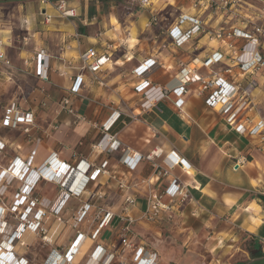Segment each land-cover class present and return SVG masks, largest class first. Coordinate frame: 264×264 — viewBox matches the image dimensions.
I'll return each instance as SVG.
<instances>
[{
	"label": "crops",
	"instance_id": "1",
	"mask_svg": "<svg viewBox=\"0 0 264 264\" xmlns=\"http://www.w3.org/2000/svg\"><path fill=\"white\" fill-rule=\"evenodd\" d=\"M191 3L67 0L75 15L64 17L54 4L39 0H0V81L7 86L0 91V118L2 121L11 104L32 115L28 132L20 124L4 127L0 133L7 163L3 170L15 161L26 162L28 172L32 170L29 198L37 200L32 209L43 213L50 240L47 251L64 253L81 233L90 241L86 249L100 244L115 255L121 248L115 246L118 232L126 226L132 233L134 224L136 247L155 251L157 264L165 260L176 264L177 256L190 255L191 250L221 255L237 235L255 237L264 249V69L241 73L227 56L201 67L200 62L212 53L226 52L225 44L208 34L175 45L168 30L181 14L197 13L207 29L245 26L237 18L204 6L197 11ZM166 6L177 11L170 21L163 14ZM250 7L245 10L253 14ZM234 42L240 46L244 40ZM89 48L107 56L95 74L79 58ZM40 50L49 57L46 79L35 73ZM148 59L155 64L143 75H135L134 70ZM185 66L192 70L190 74L205 80L221 77L244 89L247 104L238 121L245 127L243 133L228 124L227 112L206 104L211 89L201 91L200 83L188 82L182 93L173 91L180 85L179 71ZM77 77L82 81L72 92ZM143 80L166 91L148 108L141 107L146 88L136 89ZM179 98L181 106L175 104ZM258 124L259 130L250 133ZM100 141L109 143L103 148ZM125 150L142 155L132 169L121 162ZM155 150L160 153L145 158ZM172 152L187 162V169L170 165ZM50 161L70 168L89 164L88 171L107 163L105 172L78 193L83 171L81 175L71 171L67 177L66 171L58 180L37 178L38 169L47 168ZM175 178L189 187L192 199L180 202L171 195ZM152 194H161L172 208L167 215L150 220L141 212ZM127 197L134 200L133 205L127 203ZM86 207L82 220L71 228L74 217ZM106 212L112 215L109 224L98 237L90 238ZM189 238L195 239V247L188 244ZM29 241L27 250L32 244ZM85 250L74 255L76 262ZM25 258L29 260L26 253Z\"/></svg>",
	"mask_w": 264,
	"mask_h": 264
},
{
	"label": "built area",
	"instance_id": "2",
	"mask_svg": "<svg viewBox=\"0 0 264 264\" xmlns=\"http://www.w3.org/2000/svg\"><path fill=\"white\" fill-rule=\"evenodd\" d=\"M129 1L131 3L137 2L141 5H148L151 0ZM39 2L42 4H54L59 14L64 17H72L75 15V9L67 4V0H39ZM191 2V6L197 11L202 9V6H204L205 10H211V12H220V14L225 15L230 19H234L239 16L245 19L250 25H247V23H245L244 28H238L237 26L233 25H230L228 27L219 25L218 27L207 29V24L198 16L197 13H195L194 15L181 14L179 15L176 23L168 30V36L175 45L180 46L200 33L208 34L210 38L222 41L225 44L226 52L212 53L205 60L200 62L201 67L218 63L222 61L225 56H227L230 58L232 64L238 67L241 73H253L264 69V10L257 8V11L255 10L253 14L248 13L245 10L246 7H249L250 5L253 6L250 0H191ZM45 20L48 21L49 18L46 17ZM153 20L154 22L156 21L155 18ZM257 20H259L260 22H258ZM238 38L244 40V43H242L240 46H237L234 42V40ZM216 56L219 57L218 60L214 59V57ZM1 57L2 53L0 52V58ZM79 58L82 65L88 71L94 74L101 70L102 65L107 60V56L105 54H99L93 48H89L83 51L80 54ZM48 60L49 57L43 50L38 51V53L36 54L37 64L35 73L40 79L47 78V71L49 68ZM148 61H152V65L149 66ZM5 62L8 63V61L6 60ZM154 64L155 60L148 59L137 68L145 67L147 71ZM136 69L134 70L135 75H143L144 72H137ZM190 71L192 70L188 69L186 66L179 71L180 85L174 88L173 91L178 94L182 93L186 83L188 82L200 83L201 91L211 89V92L205 99L206 104L227 112L228 124L230 126H235L234 129L236 132L243 133L245 131V127L242 124L238 123V121L240 120L241 114L247 104V94L244 89L240 87L238 83L225 82L221 77H215L214 79L205 80L198 74H190ZM225 71L229 72V67ZM197 77H199V79H197ZM81 81L82 79L80 77H77L75 79L71 87L72 92H76L79 89ZM144 88H146V90L144 91L145 100L141 103L142 108L150 107L152 101L165 96L166 91L164 89H161L154 85H150V82L147 80L141 81L136 86L137 90H142ZM67 102L68 101L64 99L63 103L67 104ZM182 103L183 100L180 98L175 101V104L177 106H181ZM4 121H7V124H5ZM20 124H25L26 126L23 130L24 132H28L30 129L29 127L32 124V115L31 113L19 112L18 110H16L15 105L11 104L10 108L5 112V115L2 119V125L9 128H16ZM260 127L261 124L256 125L253 129L250 130V133H256ZM262 140H264V138H262ZM108 143L109 142H105L104 144H102V142L100 141L99 146L104 148L108 145ZM112 143L110 144V146L113 145ZM0 145H2V147H0L1 153L4 148V144L1 143ZM159 153L160 150L152 151L150 154L146 155L145 158H150L152 155H158ZM177 158V160L170 162V165L172 167L180 165L182 168L187 169V162L183 158ZM141 159L142 155L138 153L130 155L129 152L125 150L124 155L121 158V162L132 169L136 166V163ZM106 163V161L102 162L99 168L93 169L91 171H88L89 164H84L83 169L80 167L79 164L76 165V167L71 168L69 166L64 165L66 171H69L66 177L71 171L78 170L76 175H81V172H84V175L80 181V186L79 188H77V192L79 193L80 190H82L90 180L96 178L98 174H103L105 172L104 168L106 166ZM48 164L49 165L47 166V168L43 166L38 169V171L35 173L37 175V178L48 177L55 178L57 180L58 178L62 179L66 171L62 170L60 165H56L55 161H50L48 162ZM49 168L52 169V171H50ZM8 170L12 172H17L21 175V178H23L24 175L28 172V166L26 162L23 163L21 161H15L12 165L8 167ZM31 171L32 170H29V172L27 173V179L24 180V183L21 187L22 189L16 193L14 199L15 208H17V206L19 205H24V203H27L25 208L26 210L31 206L33 207L37 202L36 199L29 198V193L32 186L29 184L28 175ZM170 187V189H172L170 191L171 195L178 196L180 202L184 201L186 198L192 199L189 187L187 185L182 184L176 178L172 180ZM25 189H27V191H25ZM74 190L76 191V189ZM161 198V194H152L147 197L145 208L141 212V214L150 220L158 218L161 215H167V213L171 211L172 206L168 203L163 202ZM126 201L128 204H134V200L130 199L129 197L126 198ZM87 209L88 207L83 208L81 210L82 214L74 217L72 223L70 224L71 228H75L79 224V222L84 217ZM42 215V211L38 209L33 214V219L26 220L25 222L23 221L25 220L26 213L23 212L20 215L19 219L21 221L19 224L21 225H18L16 227L13 232L14 235H12L11 237H4L6 240L0 241V251H6L4 254L7 255L5 256V260L0 256V264H28L26 258L22 256H15L12 250V242L15 239H18L19 244L25 247V241L21 240L20 237L23 231L26 229H31L33 230V232H36L40 236H42L41 234H43V239L46 240L47 237L44 236L45 229L43 227ZM111 217L112 215L109 212H106L98 223L97 227L90 234V238L95 239L96 237H98L101 229L109 224ZM128 219L130 220L131 218L128 217ZM126 229V226L120 229L121 242L124 247H130L129 240L125 238ZM82 236L83 234H78L75 237V240L71 242L70 246L64 253H59V251L53 249L48 255V257L45 259L44 263L72 264V259L74 258V255L77 253V250L79 249V246L81 244L80 242L76 243V240H81ZM58 248H60V246L57 247V249ZM69 256H71V259H69ZM113 257V254L107 253L100 244H97L95 245L94 249L91 251L90 255L87 257L86 261L83 264H105L107 258H109V260L106 264H109ZM141 259L146 261L147 264H157L158 256L155 251H148L142 246L136 247L137 262H139V260Z\"/></svg>",
	"mask_w": 264,
	"mask_h": 264
},
{
	"label": "rangeland",
	"instance_id": "3",
	"mask_svg": "<svg viewBox=\"0 0 264 264\" xmlns=\"http://www.w3.org/2000/svg\"><path fill=\"white\" fill-rule=\"evenodd\" d=\"M173 1V0H170ZM251 4H253V7H250L249 9L253 12L258 9L264 10V2L263 0H250ZM176 1H174V4ZM164 16L167 20L170 21L175 17L177 14V11L174 10L171 6H166L165 10L163 11ZM237 22H244L247 23V25H250L245 19L241 17H236ZM255 20V19H254ZM260 22L259 20H257ZM263 26H264V20H263ZM6 83L3 81H0V91L3 92L6 89ZM5 93V92H4ZM4 127L2 125V121L0 118V133L4 130ZM9 128V127H6ZM6 159L4 151H1L0 154V225L2 226V231H0V241L6 240L4 237H11L14 235V230L20 223V215L25 212L26 217L23 222L26 220H32L33 214L35 213L34 207H30L25 210L27 203H24V205H19L17 208L14 207V199L16 196V193L21 190L22 185L24 183V180L27 179V173L24 175L23 178H21L20 174H14L11 176H8V178H5V175H3V169L6 168ZM8 169V168H7ZM3 173V174H2ZM4 176V177H3ZM16 176V177H15ZM9 178H11L9 180ZM31 181V179H30ZM29 181V184H30ZM38 210V209H37ZM36 210V211H37ZM132 233H129V231L126 229L125 238L129 240L130 247H124L121 242V236L117 244L115 246L119 245L121 248L118 251V254H115L113 259L109 264H144V260H139L137 262L136 260V225L134 224V229L131 231ZM30 233L31 235H27ZM121 233V230L118 232V234ZM180 234L183 233V231L178 232ZM45 234V232H44ZM81 234V233H80ZM78 235V234H77ZM134 237L132 238V236ZM44 236L47 237L45 234ZM148 236V234H147ZM34 237V238H33ZM84 235L82 236V238ZM21 240L25 241V245L27 246V241L32 243L29 246V249L27 250L26 246H21L19 244V240L15 239L12 242V250L15 256L17 257H24L25 253L29 256V260L27 258L28 264H45V259L48 257L51 251H47V246H49V237L45 240L42 236H38L36 232H33L31 229H26L23 231L21 235ZM34 239V240H33ZM148 240V239H146ZM189 242V243H188ZM188 244L194 245L196 244L195 239L189 238ZM217 242V241H216ZM90 243L89 240H86V242L82 243V252L86 249L87 245ZM197 244H200L197 242ZM224 244V242H223ZM228 244H232L230 247H226L224 251L225 253L221 255L216 254H209L207 251L204 254H198L194 252V250L190 251V255H183V256H177L178 262L176 264H240L244 263L251 259V256L249 252L246 250V248L251 249V240L246 235H237V240L231 241L229 240ZM2 245V244H1ZM262 245V244H261ZM95 243H93V246L87 248L85 252L83 253L82 259L79 262H76L75 257L72 259V264H83V261L87 259V257L90 255L91 251L94 249ZM224 248V247H223ZM262 249V248H261ZM24 250L27 252H24ZM63 250V249H62ZM263 253H264V249ZM2 251V250H1ZM6 252V251H5ZM4 252V253H5ZM47 252V255L45 256ZM62 252V251H61ZM0 254V256L5 260L6 254ZM77 259V258H76ZM109 258L106 259L105 264ZM159 264H166V260L164 262H161Z\"/></svg>",
	"mask_w": 264,
	"mask_h": 264
},
{
	"label": "trees",
	"instance_id": "4",
	"mask_svg": "<svg viewBox=\"0 0 264 264\" xmlns=\"http://www.w3.org/2000/svg\"><path fill=\"white\" fill-rule=\"evenodd\" d=\"M250 240H251V249L246 248V250L249 252L251 258L257 257V256H264V253L261 249V244L257 241V239L252 236ZM240 264H243V263H240Z\"/></svg>",
	"mask_w": 264,
	"mask_h": 264
},
{
	"label": "snow or ice",
	"instance_id": "5",
	"mask_svg": "<svg viewBox=\"0 0 264 264\" xmlns=\"http://www.w3.org/2000/svg\"><path fill=\"white\" fill-rule=\"evenodd\" d=\"M214 59L218 60L219 57L216 56V57H214ZM152 63H153L152 61H148V65H149V66L152 65ZM136 70H137V72H141V73H143V72L146 71V68H145V67H139V68H137ZM197 79H199V77H197ZM4 123L7 124V121H4ZM0 147H2V145H0ZM177 159H178V158H177V156H176L175 153H172V154L170 155V157H169V161H170V162H173V161H175V160H177ZM182 163H183V162H182ZM185 166H186V165H185ZM60 167H61L62 170H65V171H66L64 165H60ZM80 167L83 169V168H84V165L81 164ZM171 190H172V189H170V191H171ZM25 191H27V189H25ZM73 239L75 240V238H73ZM76 243H79V240H76ZM69 259H71V256H69Z\"/></svg>",
	"mask_w": 264,
	"mask_h": 264
},
{
	"label": "bare ground",
	"instance_id": "6",
	"mask_svg": "<svg viewBox=\"0 0 264 264\" xmlns=\"http://www.w3.org/2000/svg\"><path fill=\"white\" fill-rule=\"evenodd\" d=\"M3 175H5V178H8V176H11V175H13V173L14 174H17V176H18V173L17 172H15V171H9L8 169L7 170H3ZM21 176V175H20ZM4 177V176H3ZM16 177V176H15ZM11 178H9V180H10ZM0 223H1V221H0ZM46 226V225H45ZM46 229V228H45ZM0 231H2V226L0 225ZM86 240H88V239H83V242H86ZM82 242V243H83ZM82 243L80 244V246H79V249L78 250H80L81 252H82V249H83V247H82ZM78 250H77V252H78ZM4 252L3 251H0V254H3ZM144 264H147L146 263V261L144 262Z\"/></svg>",
	"mask_w": 264,
	"mask_h": 264
},
{
	"label": "water",
	"instance_id": "7",
	"mask_svg": "<svg viewBox=\"0 0 264 264\" xmlns=\"http://www.w3.org/2000/svg\"><path fill=\"white\" fill-rule=\"evenodd\" d=\"M243 264H264V256L253 257Z\"/></svg>",
	"mask_w": 264,
	"mask_h": 264
}]
</instances>
